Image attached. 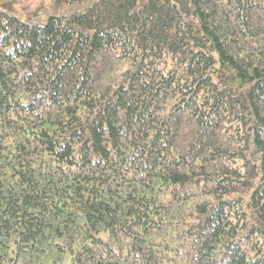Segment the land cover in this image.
Masks as SVG:
<instances>
[{"label":"trees","instance_id":"obj_1","mask_svg":"<svg viewBox=\"0 0 264 264\" xmlns=\"http://www.w3.org/2000/svg\"><path fill=\"white\" fill-rule=\"evenodd\" d=\"M24 1L0 0V264H264V0Z\"/></svg>","mask_w":264,"mask_h":264},{"label":"rangeland","instance_id":"obj_2","mask_svg":"<svg viewBox=\"0 0 264 264\" xmlns=\"http://www.w3.org/2000/svg\"><path fill=\"white\" fill-rule=\"evenodd\" d=\"M62 0H27L22 3L10 6L16 14L24 18L34 11L39 9H47V12H67L68 8L64 5Z\"/></svg>","mask_w":264,"mask_h":264},{"label":"bare ground","instance_id":"obj_3","mask_svg":"<svg viewBox=\"0 0 264 264\" xmlns=\"http://www.w3.org/2000/svg\"><path fill=\"white\" fill-rule=\"evenodd\" d=\"M83 84V83H82Z\"/></svg>","mask_w":264,"mask_h":264}]
</instances>
